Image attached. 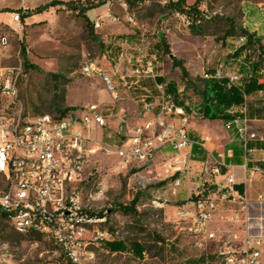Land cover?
<instances>
[{
  "label": "rangeland",
  "instance_id": "obj_1",
  "mask_svg": "<svg viewBox=\"0 0 264 264\" xmlns=\"http://www.w3.org/2000/svg\"><path fill=\"white\" fill-rule=\"evenodd\" d=\"M51 1L0 0V70L18 66L23 69L18 78L20 105L0 99V110L12 113L20 107L22 113L30 117L44 113L59 115L58 109L67 108L70 109L64 115L80 114L89 104L97 103L111 116L110 126L114 130L121 119V109L132 107V98L127 94L125 101L114 103L100 79L82 75V64L86 58H93L111 73L121 65L120 73L127 74L131 66L126 57L146 47L156 56L158 71L166 80L177 88L185 85L183 97L197 110L189 123L191 139L209 150L205 160L201 153L193 156L191 150V156L178 163L169 165L172 157L159 156L152 163L128 170L122 169L113 157L99 155L90 161L83 196L86 197L99 182L106 187L102 209L97 212L98 216L104 214L106 220L92 228L118 231L125 251L132 253L113 256L98 250L96 264H214L216 243L209 242L206 248L196 245L195 236L190 233L192 221L182 219L178 211L182 208L194 210L193 203L198 197L208 196L207 187L221 188L210 182L215 179L211 174L215 158L222 163V174L227 170L226 164L243 163L249 187L244 194L246 209L241 212L240 220L233 217L241 208L239 201L221 202L211 227L220 237L243 236L247 227L252 234H264V203L257 201L258 195L264 192V151L250 154L242 142L231 137L225 122L202 116L199 95L187 85L181 70L174 66L160 44L164 34L172 55L184 61L194 84H201L203 75L225 64L243 42L239 31L242 0H201L205 20L199 27L200 32L193 31L182 16L172 13L158 1H148L126 10L119 0H60L64 3L23 18V14L34 12ZM98 1L104 3L86 12L90 23L80 11L65 4L86 6ZM15 15H19V20H15ZM97 21L101 27H96ZM101 43L119 45L121 51L104 50ZM119 87L121 93L126 91L121 84ZM247 104L264 106V78L246 83ZM130 117L131 122L136 123V118ZM251 128L264 140V118L251 121ZM114 138L118 139H110ZM229 150L232 151L230 159ZM251 160L258 161L262 168V173L253 178L245 167ZM231 173L239 182L236 174ZM186 174L188 178H184ZM177 178L182 180L178 187L174 185ZM219 180L222 182V177ZM136 197L139 198L136 212L124 211L122 207L129 206ZM0 234L13 245L15 260L20 263L45 264L58 250L54 241L46 236L17 233L1 212ZM134 242L144 245L145 256ZM103 248L119 252L112 250L108 242Z\"/></svg>",
  "mask_w": 264,
  "mask_h": 264
},
{
  "label": "built area",
  "instance_id": "obj_2",
  "mask_svg": "<svg viewBox=\"0 0 264 264\" xmlns=\"http://www.w3.org/2000/svg\"><path fill=\"white\" fill-rule=\"evenodd\" d=\"M119 1L124 9H129L126 0ZM177 15L191 25L188 16ZM15 20H19V15H15ZM95 25L101 27L99 21ZM241 40L244 43L245 37ZM126 59L131 66L127 74H121L118 67L111 73L93 58H86L81 73L100 79L114 103L125 101L141 80L152 79L154 90L145 89L137 99L136 123L131 122L129 113L122 108L121 119L111 130V116L97 103L89 104L80 114L60 116L44 113L30 117L20 107L12 113L0 110V212L8 217L17 233L43 235L54 241L58 250L45 264H96L98 250L113 256L132 255L129 251L112 252L103 248L104 243L119 240L118 231L92 228L106 220V216L97 215L106 196L104 183L99 182L83 196L88 164L93 158L99 155L116 158L119 166L128 170L152 163L159 156L172 157L169 165L191 156L194 141L189 123L197 110L183 97L185 85L172 92L169 81H159L157 58L146 47L135 50ZM22 73V66L0 70V99L20 105L18 78ZM211 78L226 79L227 86L231 87L240 84L243 75L235 67L221 64L214 72L203 75V79ZM119 83L126 91L121 93ZM246 109V104L241 107L244 114ZM225 126L228 130L237 129L250 154L264 151V147H248L251 140H264L251 131L247 116L229 121ZM105 131L108 138L117 137L118 141H107ZM167 148L175 155L164 154ZM251 162L253 165L248 166L246 162L245 167L253 178L262 173V168L258 161ZM221 165L215 158L211 167L215 179L210 180L212 185L221 188L216 187L206 197L199 196L193 203L194 210L182 208L178 215L192 221L190 233L195 236L196 245L206 248L209 242L216 243L214 264H264V234H252L247 227L243 236L220 237L211 227L221 202L239 201L241 208L233 214L236 220H240L241 212L246 209L245 192L242 194L236 189L238 182L233 173L222 174ZM181 182L177 178L174 185L178 187ZM257 201L264 203V192L258 195ZM0 264H25L15 260L13 245L1 234Z\"/></svg>",
  "mask_w": 264,
  "mask_h": 264
},
{
  "label": "trees",
  "instance_id": "obj_3",
  "mask_svg": "<svg viewBox=\"0 0 264 264\" xmlns=\"http://www.w3.org/2000/svg\"><path fill=\"white\" fill-rule=\"evenodd\" d=\"M128 3L129 8L134 7L136 5H143L148 1H158L161 3L162 0H126ZM61 3H64L60 0H53L50 3L45 5L39 6L35 9L34 12L23 14V18L34 14L40 13L42 11L47 10L50 7L57 6ZM103 1H98L96 3H91L86 6H77L73 5L72 2H66V5H69L70 9L78 10L79 13L84 15L85 19L90 23L89 17L86 15V12L90 9L98 7L102 5ZM166 9H169L172 13H181L188 16L191 20V27L192 30L195 32H200L199 27L205 20L204 11L201 8V0H195L192 3H189L188 0H171L166 4H163ZM242 37H245V42L242 43L240 46L236 47L235 50L232 52L230 57L227 59L225 64L228 67H235L242 75L243 80L240 84L232 85L231 87L227 86L226 79H202L201 84H194L193 79L190 77V73L186 68L184 61L178 59L176 56L172 55L170 45L168 44L164 34L161 35L160 44L163 48L165 54L169 55L174 66L178 67L184 79L187 80V85L189 87H193L196 90V93L200 97V108L199 111L205 119L210 120H222L223 122L227 123L229 121H233L235 119L243 118L247 116L248 118H264V106L263 107H256L251 104H247V109L245 114L242 111L235 110L236 107H243L246 104V83L254 81L256 79L264 78V44L262 42V38L258 37L255 33L249 32L243 27L239 28ZM232 35V32L229 33ZM101 47L104 50L107 49H117L120 53L121 48L119 45H112L107 44L104 45L101 43ZM23 57L25 59V63L28 66L26 50L23 48L22 50ZM233 61V62H231ZM235 62V63H234ZM238 64H237V63ZM57 77L56 75H53ZM162 81V77H159ZM138 87V86H137ZM177 86L170 82L169 83V90L172 92L177 91ZM137 90V89H133ZM60 110L61 113L56 116L64 115L67 110ZM107 141H112L107 136L105 137ZM114 141V140H113ZM118 141V139H115ZM264 146V141H253L248 144L249 148L257 147L262 148ZM192 153L193 156L196 154H202V160H205L208 155V150L201 148V145L197 142H194L192 146ZM237 190L244 194V186L243 184L236 185ZM212 189V190H211ZM215 188L207 187L205 190L206 193L215 191ZM139 198L136 197L132 200L129 206H124L122 209L126 212H136V206L138 203ZM4 217L5 214L1 213ZM100 217H104V214H99ZM30 236H36L35 234H31ZM123 240H117L114 242H108L110 247L114 251H125V247L123 245ZM136 243L138 246V251L141 253L144 252L145 248L144 245L139 242Z\"/></svg>",
  "mask_w": 264,
  "mask_h": 264
},
{
  "label": "crops",
  "instance_id": "obj_4",
  "mask_svg": "<svg viewBox=\"0 0 264 264\" xmlns=\"http://www.w3.org/2000/svg\"><path fill=\"white\" fill-rule=\"evenodd\" d=\"M195 0H188L189 3L194 2ZM241 10H242V19H241V27L245 28L249 32L255 33L258 37L262 38V42L264 44V0H242L241 1ZM123 55V54H122ZM119 70L121 71V65H117ZM159 77H162V81H168L166 78L159 73ZM158 77V80L161 81ZM134 79L130 78L129 81H133ZM138 86V87H137ZM134 87L137 90H132L128 94L131 100L133 101L132 107L130 109H126L130 116H135L136 111L138 109V102L135 100V98L138 97L144 92L145 89H151L154 90V81L152 79H143L141 80L138 85ZM133 94L136 95V97H133ZM239 108H234L235 110ZM241 111V110H239ZM250 119V128H251V121H256L258 118H249ZM231 133V137L235 140H238L242 142L243 147L245 148L244 141L240 137L237 129H231L229 130ZM252 131V128H251ZM191 135V134H190ZM232 141V139H231ZM257 141V140H251L250 142ZM249 142V143H250ZM264 147V146H263ZM262 147V148H263ZM232 148V147H231ZM209 151V150H208ZM172 150L170 148H167L164 151V154H170ZM260 152H263L262 150ZM229 159L232 157V151L229 150L228 152ZM246 164V163H245ZM253 165L252 162L248 163V166ZM227 170H225V173H231L234 172L236 176L238 177V184H243L244 190H248L249 185L247 184L245 178L246 174L243 171V163L236 164V163H229L226 164Z\"/></svg>",
  "mask_w": 264,
  "mask_h": 264
}]
</instances>
